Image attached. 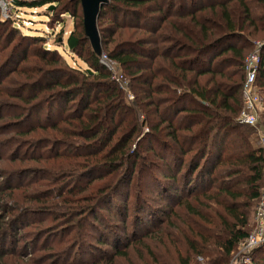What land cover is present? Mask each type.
Returning a JSON list of instances; mask_svg holds the SVG:
<instances>
[{"label":"trees","instance_id":"16d2710c","mask_svg":"<svg viewBox=\"0 0 264 264\" xmlns=\"http://www.w3.org/2000/svg\"><path fill=\"white\" fill-rule=\"evenodd\" d=\"M11 5L76 19L66 46L88 70L0 13V155L22 154L0 168V260L31 225L20 221L43 215L39 224H52L35 230L29 252L38 264H228L264 189L256 129L237 121L245 59L264 42V0H109L102 53L131 100L93 51L78 0ZM30 185L45 189L14 194ZM50 233L59 243L45 242ZM250 260L264 264V244Z\"/></svg>","mask_w":264,"mask_h":264},{"label":"rangeland","instance_id":"374dc122","mask_svg":"<svg viewBox=\"0 0 264 264\" xmlns=\"http://www.w3.org/2000/svg\"><path fill=\"white\" fill-rule=\"evenodd\" d=\"M26 1H31V0H26ZM12 2L13 0H0V13L1 16L3 17V14L5 12V10L8 12V18H2L3 21L7 22L9 21L11 24H13V26H15L22 35L24 36H29V35H37V36H43L46 37V43L45 46L46 48H48L49 50H56L61 56L62 58L66 61V63L73 67V68H80L82 70H88V66L80 59L78 58V56L72 54L69 49L66 46V41L68 36L70 35V31L74 30L75 25L77 23L76 19L70 17V16H66V18H62V19H57L56 17H51L50 16V9L48 5H45L43 7L40 8H16L13 9L12 8ZM61 22L59 24H57L58 21ZM13 38V37H11ZM19 41V36L15 37L14 39V44H16V42ZM256 50H252L250 52V54H252L253 52H255ZM249 55V54H248ZM247 55V56H248ZM115 72L118 75L117 77H119L120 80H124L121 79V74H122V70L120 69V67L118 65H116L115 67ZM9 77V76H8ZM7 77V78H8ZM6 77H4L5 80H7ZM125 93L128 95V99L131 100L130 96V92L125 91ZM48 109H45L42 114H41V118H43V116H45V113L47 112ZM2 139V138H0ZM11 140V139H10ZM1 146H0V154H2V150H1ZM22 158V154L20 155V157L18 156L15 159V162H12V157L9 155V152L6 151L3 155H0V168L2 169V166H6L9 168V165H16L15 163H19V161H21ZM58 164V163H56ZM55 164V165H56ZM54 165V166H55ZM34 167H36V165H34ZM14 170V169H13ZM5 172V171H4ZM23 182H27L23 181ZM29 189H17L14 191V194L17 195L18 197H22L24 198L25 195L27 194H31L35 191V193L40 192V190H44V187L41 188H37L35 185H30ZM27 204H29V202H27ZM1 208H0V215H1ZM41 218H44L43 215L42 216H26L24 217L21 221H20V226L22 224H24L25 222H28V220L31 221V225H29L26 229H24L23 231L20 230L19 231V237L16 236V239L12 238V242H8L6 244V248L9 250V253L7 256H5L3 259L0 260V264H38L37 261L31 260L32 257L31 254H29V252L32 253V250H34V248L32 247L33 243V237L35 234H37V232H39L40 230L43 231L44 227L47 225L52 224L51 221L52 219H50V217H47L45 220H47L46 222L40 223L41 222ZM62 227V225L60 226ZM39 231H35L38 230ZM53 233L54 234H58L59 233V229L58 226H54ZM46 232V231H43ZM45 241L46 243L49 241L50 244H56L58 242L59 239H57L56 237L52 236ZM30 236L29 240L26 242L25 239L26 237ZM22 240V242H19V240ZM59 243V242H58ZM29 244V250L27 251L28 254L24 255V256H20V254H18L17 252H20L21 249L25 246ZM41 246V245H38ZM56 247V245H54ZM61 245L59 244V246H57L56 248H60ZM1 248V247H0ZM17 252H16V250ZM61 249H64V247L62 246ZM12 250V251H11ZM49 250V249H47ZM13 252H16V254H13ZM34 259V258H33ZM198 261H202L201 258L198 259ZM48 264H51V261H48ZM228 264H234L233 262V258L229 261Z\"/></svg>","mask_w":264,"mask_h":264},{"label":"built area","instance_id":"2783aa9c","mask_svg":"<svg viewBox=\"0 0 264 264\" xmlns=\"http://www.w3.org/2000/svg\"><path fill=\"white\" fill-rule=\"evenodd\" d=\"M4 18H8V12L5 10ZM264 43H257L255 52L249 54L244 63L245 81L242 86L243 107L238 116V123L243 126L257 128L258 116L260 107V96L255 91V84L261 64V49ZM100 63L111 74L112 79L123 89L129 91V82L124 79L121 74V79L117 77L115 67L117 63L111 60L106 54L101 53L99 56ZM131 94V93H130ZM132 99V95L130 96ZM258 146L264 152V132L259 131ZM264 244V189L261 193V198L255 212V227L249 234L248 238L239 244L236 254L233 256L234 264H250V255Z\"/></svg>","mask_w":264,"mask_h":264},{"label":"water","instance_id":"95a60500","mask_svg":"<svg viewBox=\"0 0 264 264\" xmlns=\"http://www.w3.org/2000/svg\"><path fill=\"white\" fill-rule=\"evenodd\" d=\"M83 11L84 30L87 39L90 41L93 51L100 56L102 53L101 37L98 30V19L101 9L109 0H78ZM54 5L48 9H53ZM264 47V46H263Z\"/></svg>","mask_w":264,"mask_h":264},{"label":"crops","instance_id":"0c3cea01","mask_svg":"<svg viewBox=\"0 0 264 264\" xmlns=\"http://www.w3.org/2000/svg\"><path fill=\"white\" fill-rule=\"evenodd\" d=\"M72 31H70V33ZM262 49H263V47H262ZM262 49H261V51H262ZM257 81H258V76H257L256 84H255V91L260 96V107H261V109L259 110V116H258V119L260 120V118H263V116H264V89H262L260 87L258 88ZM259 120H258V125L260 123ZM254 129H256V132H257V145H258L259 131L264 132V130L259 128V126H257V128H254Z\"/></svg>","mask_w":264,"mask_h":264}]
</instances>
